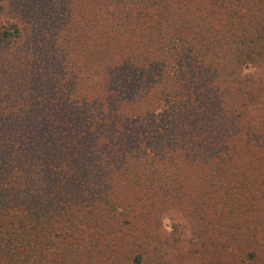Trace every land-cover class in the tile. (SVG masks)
<instances>
[{
  "label": "trees",
  "instance_id": "1",
  "mask_svg": "<svg viewBox=\"0 0 264 264\" xmlns=\"http://www.w3.org/2000/svg\"><path fill=\"white\" fill-rule=\"evenodd\" d=\"M0 264H264V0H0Z\"/></svg>",
  "mask_w": 264,
  "mask_h": 264
},
{
  "label": "rangeland",
  "instance_id": "2",
  "mask_svg": "<svg viewBox=\"0 0 264 264\" xmlns=\"http://www.w3.org/2000/svg\"><path fill=\"white\" fill-rule=\"evenodd\" d=\"M162 227L165 231H170L171 230V226H170V220L169 218H164L162 220Z\"/></svg>",
  "mask_w": 264,
  "mask_h": 264
}]
</instances>
